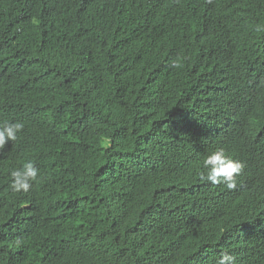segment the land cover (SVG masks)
<instances>
[{"label": "trees", "instance_id": "trees-1", "mask_svg": "<svg viewBox=\"0 0 264 264\" xmlns=\"http://www.w3.org/2000/svg\"><path fill=\"white\" fill-rule=\"evenodd\" d=\"M5 121L0 264H264V0H0Z\"/></svg>", "mask_w": 264, "mask_h": 264}, {"label": "clouds", "instance_id": "clouds-1", "mask_svg": "<svg viewBox=\"0 0 264 264\" xmlns=\"http://www.w3.org/2000/svg\"><path fill=\"white\" fill-rule=\"evenodd\" d=\"M261 29L258 27L257 31ZM174 67H179L178 63H174ZM24 129L23 122L15 123L5 121L0 123V149L9 142L17 139V133ZM206 172L201 174V179L210 182L213 185H225L231 189L236 186V177L240 174L243 165L230 156L223 149H216L206 156L204 160ZM38 169L32 161L26 162L19 169L11 172V183L9 188L14 193L28 192L33 182H38ZM215 264H237L234 255L227 251L219 254Z\"/></svg>", "mask_w": 264, "mask_h": 264}]
</instances>
